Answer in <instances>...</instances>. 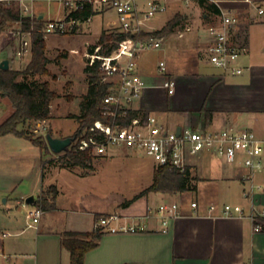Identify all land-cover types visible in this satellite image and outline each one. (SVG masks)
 Wrapping results in <instances>:
<instances>
[{"label":"crops","instance_id":"obj_1","mask_svg":"<svg viewBox=\"0 0 264 264\" xmlns=\"http://www.w3.org/2000/svg\"><path fill=\"white\" fill-rule=\"evenodd\" d=\"M226 3L221 2L219 6H234L239 18L236 35L242 51L237 62L243 69L242 73L229 74L211 64L206 56L207 36L193 35L183 41L186 44L185 55L177 52L176 48L154 65L147 60L140 61V55L136 70L145 86L132 108L142 114L156 116L158 122L169 129L187 124L207 129L230 125L251 129L264 140V15H257L249 4L240 0ZM35 10L39 12L38 18L49 20L44 17L42 5ZM65 15L63 9L61 17ZM206 17L204 12L205 24L200 28L203 31L210 21V17ZM47 39L48 35L45 37L46 49L49 47ZM193 43L202 51L200 55L189 52L188 48ZM4 48L8 54L0 60L8 59L9 68L13 69L10 59L13 52L0 44V49ZM171 55L175 61L169 59ZM160 61L165 65L163 71L159 69ZM165 82L170 86H165ZM47 155L41 167V186L36 195L41 187L55 185L58 191L55 209L43 211L36 222L26 217L23 220L14 218L10 219L6 228H0V250L10 256H23L21 264H67L70 255L61 245V233L91 231L96 214L111 213L118 215L120 223L142 221L146 229L136 233H103L97 246L86 252L84 264H264V231H253L248 217V183L243 179L247 171L239 163H235L231 170H223L215 167L213 154L201 153L192 157L189 166L191 171L196 169L198 172V177L195 175L198 179L195 191L199 192L200 198L191 199L189 205L180 199H173L175 193L149 191L139 194L152 183L154 163L151 179L130 196L114 198L99 208L71 210L72 213L83 212L91 216L87 219L86 228L80 229L54 226L52 216L60 209L57 203L60 189L47 178L56 169L59 173L65 170L79 177H87L90 173H77L74 169L60 167L52 161L55 157ZM46 164H49L48 168ZM254 180L262 185L258 196L264 203V171L256 173ZM222 196L231 198L234 201L231 204L242 205L244 213L224 215L220 211ZM171 201L178 204V214L172 217L163 231L156 208ZM192 202H196L195 207L191 206ZM16 203L29 206L26 211L34 207L22 198ZM212 203L218 206L217 210H209Z\"/></svg>","mask_w":264,"mask_h":264},{"label":"built area","instance_id":"obj_2","mask_svg":"<svg viewBox=\"0 0 264 264\" xmlns=\"http://www.w3.org/2000/svg\"><path fill=\"white\" fill-rule=\"evenodd\" d=\"M2 1V0H0ZM200 0H61L66 7V15L44 22L41 33L45 38L49 34H66L75 31L82 23H89L91 18L81 21L67 15L74 10L81 9L84 3L91 5L95 14L112 11L115 18L109 23L115 32L129 33L131 35L141 32H152L154 29L150 19L156 14L178 6L188 8L193 2ZM215 3L219 12L209 16L213 19L205 26L207 36L206 56L211 64L229 74H240L243 69L238 65V58L242 51V45L237 40L236 32L239 30V18L234 11V6H219L221 2L234 3V0H205ZM249 4L259 16L264 15V2L256 0H240ZM190 26L178 29L177 36L182 38L190 31ZM30 31L21 28L12 32L9 40L16 39L14 48L15 56L22 58L31 53ZM163 37L149 36L146 38L130 37L116 43L115 48L107 55L98 52V47L93 53L87 52L86 58L91 62L98 61L101 72V81L110 83L108 92L101 98L100 107L103 115L114 116L120 112L125 116L126 109L132 108V104L139 97L145 86L144 81L138 75L137 59L147 50L161 48ZM8 44V42H7ZM159 69L163 71L165 65L159 62ZM165 86L168 85L165 82ZM75 138L71 144L78 151H90L92 154H103L109 147L137 148L144 151L155 160V166H169L184 170L190 165V159L201 153L213 154L226 163H239L246 169L243 176L248 183L246 195L250 200L248 217L252 222L253 231H264V203L260 202L259 192L262 185L254 180L256 173L264 171V140L260 139L255 131L248 128L224 126L219 129H207L191 125H180L177 134L176 128L169 129L158 122L152 114H140L130 119L126 125L107 124L100 119L95 120L87 130ZM192 207L196 202L191 203ZM218 206L210 204L209 210L215 211ZM220 211L224 215L244 213L240 204L223 203ZM43 211L33 207L29 209L25 217L36 222ZM156 213L164 226L163 231L169 225L172 217L178 214L176 202L161 203L156 208ZM94 228L109 233H136L146 229V224L135 220L130 223L118 222V215L111 213L99 217Z\"/></svg>","mask_w":264,"mask_h":264},{"label":"rangeland","instance_id":"obj_3","mask_svg":"<svg viewBox=\"0 0 264 264\" xmlns=\"http://www.w3.org/2000/svg\"><path fill=\"white\" fill-rule=\"evenodd\" d=\"M0 3L5 6L15 7L14 9H18L23 16L28 15L25 13H30L31 18L41 20L43 25L46 19L38 18L39 12L35 10L37 6L42 5L44 17L48 19L61 17L63 9L66 11V7L61 0H22V2L20 0H2ZM204 12H206V9L199 2H193L188 8H181V6L174 4V7L153 16L149 24L154 29H158L160 27L163 28L175 16V13L181 14L179 22L163 36L161 48L144 51L141 54L140 61L144 62L147 60L149 64H157L160 58L169 56L168 53L176 48L177 52L179 51L185 55L186 53L183 51L186 49L184 48L186 44H183V41L193 35L201 37L205 35L203 29H200L205 24ZM114 18L112 11L95 14L89 23L80 24L72 33H52L48 35L49 47L46 49L45 46V55L48 58L47 69L49 73L31 76L30 80L35 82L48 81L51 89L58 96L51 101V117L49 119L29 121L25 125L19 126L20 130L25 131L30 136L43 138L46 144L45 135L47 133L54 137H66L71 136L75 132L78 121L73 116L79 114V103L88 87L84 73L85 54L88 52V48L95 44L102 31L106 33L115 31L113 26H109V23ZM212 19L211 17L210 21ZM186 26H190L191 30L186 32L182 39L177 36L178 29H184ZM19 28H21L19 23L10 22L0 33V44H4L13 52L10 59H12V68L14 70L24 69L31 58V53L22 58H17L14 55L17 40H9V37L11 38V33ZM188 49L193 55L202 53L196 43H193L192 47ZM166 50L167 53L165 52ZM7 54V49H2L0 58H5ZM170 58L171 61H175V57H172V55ZM11 112L12 106L9 100L0 96V122L6 119ZM63 153H54L49 147L45 153L41 152L28 139L13 134H6L0 137L1 230L8 226L10 219H24L25 212H27L26 209L29 206H25V204L24 206L19 205L16 200L19 198L25 200L30 195H34V198L37 197L36 194L41 186V167L48 158L47 154L55 157L52 161L60 166L65 164V160L61 158ZM93 155L92 169L72 168L77 173L88 171L90 173L89 176L79 177L65 170L59 173L56 169L47 178V180H50L48 182L58 185L60 189L57 199L60 209L52 216L54 226L57 228H60V226L86 228L87 219L91 217L90 214L83 212L72 213L71 210L99 208L100 205L107 204L114 198L130 196L134 191L145 186L146 182L152 177V168L155 160L140 149L109 147L103 154L98 155V153H95ZM212 159L215 167L223 170L234 168V164L226 163L215 155H212ZM198 162L200 163V160ZM45 167L48 168L49 164H46ZM192 174L198 177L196 169L192 171ZM197 180L196 178L193 181L196 188L198 185ZM48 186L41 187L42 192L40 191V193H46ZM199 196L198 191L187 190L175 193L173 199H180L184 204L189 205L191 199H199ZM220 202L232 203L234 201L229 197L222 196L220 197ZM22 261L23 256H10L0 250V264H21Z\"/></svg>","mask_w":264,"mask_h":264},{"label":"trees","instance_id":"obj_4","mask_svg":"<svg viewBox=\"0 0 264 264\" xmlns=\"http://www.w3.org/2000/svg\"><path fill=\"white\" fill-rule=\"evenodd\" d=\"M199 3L206 9L207 17L205 19L219 12V7L215 3L205 0H200ZM14 8L0 3V33L10 22L19 23L23 30L30 31L31 58L22 70L0 69V96L6 97L12 106V112L9 116L0 122V137L6 134L24 137L36 145L41 152L45 153L48 147L43 138L30 136L19 129V126L25 125L29 121L49 119L51 117V101L58 96L51 89L48 81L35 82L30 80L31 76L49 73L47 69L48 58L45 55V39L41 33L43 22L41 23V20H36L30 16H23L18 9ZM93 15L95 13L92 11L91 5L84 3L81 9L71 11L67 18L72 17L84 21ZM180 18L181 14L175 13V16L163 28L147 33L141 32L131 35L115 31L107 33L102 31L95 44L88 48V52L93 53L94 48L98 47L100 54L107 55L115 48L118 41L130 37H163L172 30ZM98 65V61L91 62L89 58L85 59L84 73L88 87L79 103V114L73 116L77 119L78 126L71 137L77 138L85 132V135H87L88 127L97 119L107 124L126 125L131 118L141 114L140 111L133 108L126 109L125 116H120L119 111L114 116L102 114L100 107L101 98L108 92L111 84L100 80L101 72ZM205 112L209 114L207 111ZM61 158L65 160V164L60 165L61 167L92 169L94 155L88 150H75L73 144H70L63 155H61ZM196 178L192 174L190 166L185 167L184 170H179L169 166L156 165L153 170L152 183L139 194H146L149 191L180 193L187 190H195L196 186L193 181ZM57 193L56 186L53 184L49 185L46 193H39L34 198V207L40 208L42 211L54 210ZM101 216L103 215L96 214L94 216L95 221ZM103 233L96 228L86 232L65 231L61 233V245L70 255L67 264H84L86 252L97 246Z\"/></svg>","mask_w":264,"mask_h":264},{"label":"water","instance_id":"obj_5","mask_svg":"<svg viewBox=\"0 0 264 264\" xmlns=\"http://www.w3.org/2000/svg\"><path fill=\"white\" fill-rule=\"evenodd\" d=\"M8 59H2L0 60V69H8ZM180 131V127H177L176 132L177 134ZM46 142L48 144L49 149L54 153H61L64 152L72 143V141L75 139V137L66 136V137H54L50 133H47L45 135ZM25 203L27 204H33L34 203V197L32 195L28 196L25 199Z\"/></svg>","mask_w":264,"mask_h":264}]
</instances>
